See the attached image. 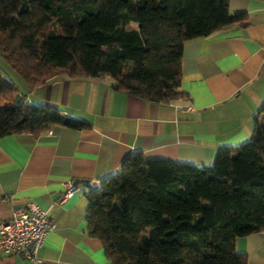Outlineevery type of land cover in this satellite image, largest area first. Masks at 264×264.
<instances>
[{
	"label": "trees",
	"instance_id": "16d2710c",
	"mask_svg": "<svg viewBox=\"0 0 264 264\" xmlns=\"http://www.w3.org/2000/svg\"><path fill=\"white\" fill-rule=\"evenodd\" d=\"M245 19L228 0H0V57L26 92L61 76L109 75L118 90L170 104L184 95V43ZM6 74L0 137L89 126L25 101ZM258 115L249 140L218 148L211 164L135 151L91 186L86 229L109 264H246L234 241L264 230V99Z\"/></svg>",
	"mask_w": 264,
	"mask_h": 264
},
{
	"label": "crops",
	"instance_id": "0c3cea01",
	"mask_svg": "<svg viewBox=\"0 0 264 264\" xmlns=\"http://www.w3.org/2000/svg\"><path fill=\"white\" fill-rule=\"evenodd\" d=\"M228 10L245 12V21L184 43V95L173 103L118 90L109 75L61 76L25 92V101L89 125L0 137V221L26 202L46 211L55 227L37 250L42 264H109L101 241L86 229L85 194L118 172L130 153L202 166L212 163L218 148L249 140L264 99V0H228ZM69 180L77 190L62 199ZM234 249L246 255V264H264V230L237 237ZM0 264L32 263L0 253Z\"/></svg>",
	"mask_w": 264,
	"mask_h": 264
},
{
	"label": "built area",
	"instance_id": "2783aa9c",
	"mask_svg": "<svg viewBox=\"0 0 264 264\" xmlns=\"http://www.w3.org/2000/svg\"><path fill=\"white\" fill-rule=\"evenodd\" d=\"M184 109H189V106L181 108V111ZM62 185V199L77 190L76 183L71 180ZM54 227L55 223L44 209L33 202H26L23 206L14 208L10 218L0 221V253L21 254L32 264H42L37 250Z\"/></svg>",
	"mask_w": 264,
	"mask_h": 264
},
{
	"label": "rangeland",
	"instance_id": "374dc122",
	"mask_svg": "<svg viewBox=\"0 0 264 264\" xmlns=\"http://www.w3.org/2000/svg\"><path fill=\"white\" fill-rule=\"evenodd\" d=\"M0 71L7 73L6 75L8 76V78H10L11 80H13L16 83V86L19 88L20 92H23V93L26 92V90L22 86L21 81L15 76V74H13L12 72L9 71V69L3 63L1 57H0Z\"/></svg>",
	"mask_w": 264,
	"mask_h": 264
}]
</instances>
